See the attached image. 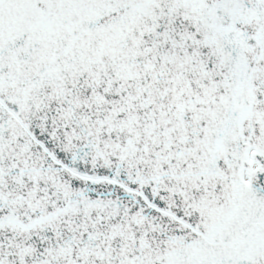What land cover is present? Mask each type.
I'll list each match as a JSON object with an SVG mask.
<instances>
[{
    "label": "snow or ice",
    "instance_id": "6c2138e0",
    "mask_svg": "<svg viewBox=\"0 0 264 264\" xmlns=\"http://www.w3.org/2000/svg\"><path fill=\"white\" fill-rule=\"evenodd\" d=\"M0 264H264V0H0Z\"/></svg>",
    "mask_w": 264,
    "mask_h": 264
}]
</instances>
